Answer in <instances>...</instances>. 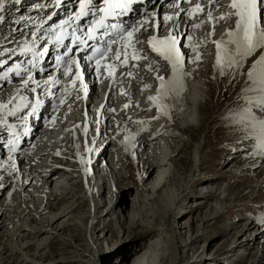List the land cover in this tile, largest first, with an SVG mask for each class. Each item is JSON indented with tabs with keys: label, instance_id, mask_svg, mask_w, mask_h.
I'll list each match as a JSON object with an SVG mask.
<instances>
[{
	"label": "bare ground",
	"instance_id": "1",
	"mask_svg": "<svg viewBox=\"0 0 264 264\" xmlns=\"http://www.w3.org/2000/svg\"><path fill=\"white\" fill-rule=\"evenodd\" d=\"M176 2L163 5L161 0H156L155 6L148 2L147 9L135 11V18L126 21L124 27L129 30L131 27L143 25L134 33V47L140 50L141 54L146 55L147 60H132L131 47L128 48L127 65L114 60L116 49L123 48L122 43L118 41L112 46V51L102 62L101 71L98 73L95 70V63L89 57L79 53L74 58L81 61V73L77 80V90H73L71 81L76 78L75 73L71 69L70 77L63 78L60 75L62 71L60 56L53 57L51 52L54 48L49 46V41L45 40L43 44L49 48L48 53L35 58L37 40L33 42L32 37L23 39V32L18 26L8 30L13 18H18L23 9L29 8L27 1L24 0L23 6L19 8L15 4L19 3V0L6 1L8 4L6 14H9L11 19L6 22L8 20L6 17V21L0 25V45L2 48L20 47L22 53L10 57V60L0 66V102L8 104L6 109L0 110V120L3 121L0 122V145H4L3 148H5L6 142H9L7 149H2L0 152V194L5 193L8 201L0 204V235H5L8 237L7 240H12L18 250L31 249L30 245L24 244L25 238L35 241L40 252L41 248L49 247L57 236L63 237L76 218L84 224L86 219L79 216L75 203L79 199L88 198L90 209L94 212L93 217L91 214L89 239L82 243L84 239L78 237L74 243H66L70 245L69 249L73 253L84 258L83 262L87 264H108V262L110 264H165L169 256L168 253L162 252L167 247L166 237L163 234L153 237L144 247H142L144 244L137 243L124 255L108 261H102L101 257L96 259L94 255L90 260H87V257L91 246H94L96 254L100 255L97 249L101 241L98 230L105 231L110 227L109 232L113 233L116 229L127 232L141 227L143 233H152L150 237L161 233V230L156 229L157 225L154 221L165 204L175 214L179 213L176 224L190 219L186 226L178 228L180 231L186 228L191 229L197 223V220H191L195 212L210 213L207 220L212 223L221 216L217 213L218 207L224 206L222 204L228 201L227 196L236 189L231 182L225 187L223 184L209 187L207 186L209 183H218V180L225 177L236 179L240 176L253 175L255 178L252 176V184L256 179H260V183L264 185V156H255V152L251 151L256 143L251 137L238 136V139L226 140L224 143V156L220 158L222 161H219L220 167H217L218 174L221 175L218 179L205 175L206 166L203 164L206 142H196L194 170L199 171L203 176L202 192L194 193L195 195L191 198L195 199L193 204L187 206L183 204L185 200L182 203V199L179 200V195L176 194L178 186L172 182L177 173L176 163L181 162L180 155L187 147L186 139H196V135L191 134L190 131L197 132L202 129L201 100L205 91L209 89V82L203 76L209 74L211 70H214L216 74L221 71L217 66V48L214 42L229 39L227 33L229 29L234 28L235 20L233 17L216 22L214 35L210 36L213 23L207 18L209 0H202L204 12L194 13L191 20L187 13H181L176 20L179 27L174 35L180 39L178 47L185 54L182 83L178 91L158 95L160 81L156 79V72L149 70L148 65L154 60L160 61V58L148 48V41L155 34L153 24L158 20L162 25L160 35L164 37L168 34L172 21L164 22L162 17L176 14L178 11L174 6ZM197 2L198 0H190L189 3L181 2L179 7L191 10ZM31 3L35 4V2ZM229 4L230 0H219L218 6L213 9V15L219 17L227 13L230 10ZM159 5L160 8H158ZM10 6L11 8L13 6L12 12L8 11ZM58 13L59 11L46 9L41 17L45 22H50L60 17L57 16ZM201 21L203 23L198 29L189 26L190 23L194 25ZM261 22L264 23L262 18ZM6 35L8 37H5ZM187 35L192 37L191 41L184 38ZM189 44L193 47H188ZM43 46L40 44L38 50H42ZM229 48L234 49V45H229ZM258 50L259 48L244 60L239 72L242 73L248 66H250L249 71L252 70L253 64L264 54L263 48V53L255 58ZM1 52L2 50H0V59L4 58ZM197 54L200 56L199 60L195 59ZM123 58L121 55V60ZM13 60L21 62V66L12 67ZM160 62L165 66L160 69L159 74L167 80L172 75L171 68L166 62ZM105 63H115V68L111 70L112 76H109L108 71L103 68ZM133 64L137 67H133ZM25 68L30 69L34 75V80L27 90L20 88L22 78L15 74L16 71H23ZM229 71H235L236 74L238 68H227L226 73ZM129 72L132 73L131 76L127 75ZM54 77L65 80L67 91L70 93L65 95L63 104L59 102L61 98L59 86H50L49 89L43 87L46 80ZM81 81L83 88H80ZM37 83L41 85V88H38L34 94L31 89L36 87ZM250 85L249 81L242 92L247 100L255 98L254 93L249 92ZM48 90L55 95H45L44 92ZM18 92L27 99L23 102L15 99L14 102L8 103L17 97ZM36 95L40 96L38 104L34 100ZM77 95L79 99L76 98ZM150 96L157 98L150 101L148 99ZM22 103H28L29 107L24 108ZM93 103L96 105L94 108H92ZM125 104L129 107L125 108ZM12 111L25 113L26 117L21 120L15 119V116L10 114ZM231 112L226 113L223 120L228 126L236 128L234 132H238L239 129L228 122V120H234ZM136 121L143 123L137 124ZM68 128L74 129L80 147L85 145L88 160L85 168L81 163L79 166L74 161L72 147L65 148L58 143L46 145L48 138L57 139L59 137L57 132ZM85 129H87L86 134ZM3 133L8 134L7 141L4 140ZM64 134L66 135L64 139L70 141L69 135ZM85 135L86 138H90L87 139L89 143L84 141ZM232 144L242 145L243 149L230 157L228 146ZM224 157L227 159L225 160ZM76 159L79 162L78 155ZM131 159L138 166L140 182L136 184L137 189L132 201L128 202L119 199V195L122 181L130 177L128 167H131ZM241 161L244 163L241 164ZM90 164L93 167L92 170L88 169ZM124 170L128 171L127 177L124 175ZM190 174H193L192 171ZM259 175L262 176L258 178ZM249 188L246 189L248 190L246 195H251L253 192L252 187ZM237 195H240V191ZM212 198L215 200L210 203ZM176 200H178L177 203ZM251 201L254 202V200ZM257 206L255 209L264 210V203ZM105 221H108V225L100 226ZM203 225L205 229L209 223ZM232 225L229 235L235 240L227 249L228 253L238 250V252L241 251V258H244L246 254L253 256L252 264H264V219L256 220L250 216H241ZM72 226L79 229L76 224ZM180 231L175 232L176 237L184 235V232ZM7 248L3 247L4 258L10 260L13 254ZM213 259L206 264H217ZM56 263L68 264L62 259L57 260ZM240 263L242 262L239 261L238 264ZM73 264L82 263L76 261Z\"/></svg>",
	"mask_w": 264,
	"mask_h": 264
},
{
	"label": "rangeland",
	"instance_id": "2",
	"mask_svg": "<svg viewBox=\"0 0 264 264\" xmlns=\"http://www.w3.org/2000/svg\"><path fill=\"white\" fill-rule=\"evenodd\" d=\"M12 8L10 6L8 11L12 12ZM6 17L8 18L7 21ZM2 18L3 17L0 15V20ZM10 19L11 17H9V14H6L3 21H0V25L5 21L8 22ZM9 34H11V32H9ZM244 70L242 73L239 72L235 74V71H229L228 73H223L222 75L220 72L219 74H216L214 70H211L208 72L209 74L205 75L206 77L203 76V78L209 82V89L208 91H205L201 100V103L204 99L206 100V104L202 105L201 108L202 114L200 118L202 121V129L197 132L194 130L190 131L191 134L196 135V139H186L187 147L183 149L184 151H182L180 155L181 162L177 161L176 163L177 173L175 175V180H172V182H175L178 186V192H176V194L179 195V200L182 199V203L184 202L183 200H185L183 204L186 206L193 204L195 199L192 200V196L195 195L194 193L196 192H202V188L204 186V183L201 182L203 176L200 175L199 171L195 172L194 170L196 142H206V145L204 144L205 162L203 164L206 166L205 175L209 176V178L218 179L221 177V175L218 174L219 172L217 167H220V158L224 156L223 147L225 141L236 140L239 138H229L234 137L230 133H233L236 128L233 126H228L224 120L221 121L220 118H223V116L228 112L242 110L247 107L248 100L242 94V92L243 89L249 84L250 80L248 79V74L245 76ZM10 71L12 72V70ZM215 78H218L219 81L216 80L214 83ZM227 79H230L229 85H227ZM214 117H217L218 119H213ZM220 132H222V136L220 135ZM243 132L249 133L247 129H245ZM236 133L238 132H234V134ZM226 134H229V136ZM226 159L227 158H225V160ZM243 163L244 161H241V164ZM137 167L138 166L131 159V167H128V169H130V177H127L128 171L124 170V175L127 178L122 181L119 199L126 200L128 202L132 201L137 189L136 184L140 182ZM191 171L193 173L192 175L190 174ZM227 174L229 175L231 173ZM252 176L253 175L250 177L240 176L236 179H230L228 177L222 178H228L229 183L231 182V185H233L236 190L233 192L234 194L232 193L227 196L228 201L222 204L224 206L218 207L217 213L221 214V216L212 223H210V220H207V216H210V213L205 211L202 213L195 212L192 215L191 220L193 221V219H195L197 220V223L191 229L186 228L181 229L182 231H180L178 228L180 226H186V224L190 222V219H187L186 221L182 220L180 223L176 224L179 213L175 214L174 211H171V208H167L165 204L164 207H162L161 212L157 215V219L154 221L155 225H157L156 229L161 230V233H156L154 236L150 237L152 233H143L141 227L127 232L125 230L121 231L116 229L113 230V233L109 232L110 227L106 228L105 231L98 230V236L100 235L99 237H101V241L98 243L97 249L99 250L100 255L98 256L96 254V248L91 246L87 260H90V258H92L94 255L96 259L101 257L102 261H108L109 259L124 255L128 249L133 248L137 243L144 244L142 246L144 247L149 243L150 240L153 239V237L155 238L163 234L166 237L167 247H165L166 250L162 252L168 253L169 256V258H166L167 261L165 264H206L207 261L212 258H214L213 260H215L217 264H231L227 263L229 261L233 262L232 264H238L239 261L242 262L240 264H252L254 258L250 254H246L244 258H241V251L238 252V250H234L231 253H228L227 251L229 246H231L232 242L235 240L234 237L230 238L229 235L232 230V223L238 221L239 217L241 216H250L256 220L264 219V210L250 209L245 206L246 204L242 205L240 203L242 201L245 203H248L249 201L250 203H253L251 200L257 202V205L264 203V185L260 183V179H256L253 181L255 183L252 184ZM261 176L262 175H259L258 178ZM253 178H255V176H253ZM249 187H252L251 190L253 192L251 195H246L248 193V190L246 189ZM238 191H240V195H237ZM257 199L260 200L256 201ZM214 200L215 198H212L210 203ZM247 200L249 201L246 202ZM177 201L178 200H176V203ZM7 202L6 194H0V204ZM239 203L241 204L240 206L230 208ZM75 205L78 208L79 216L85 217V223L83 224V221L80 222V219L76 218L74 222L70 224L68 231L63 237L57 236V238L52 241L49 247L41 248L40 252L38 244H36V242L32 239L27 240L24 238V244L26 246L30 245L31 249L28 251L22 250V252L16 248V245L12 240H7V236L0 235V264H57L56 261L59 259L67 261L68 264H73L76 261L81 262L82 264H87L83 262L84 258L73 253L72 250L69 249L70 245H67L66 243H74L78 237H82L84 239L82 240V243L87 242L89 239L88 234L92 221L91 218L94 216V212H92L90 209V201L88 198L77 200ZM214 205L216 206V204ZM224 211H226L225 214H223ZM231 211H233L235 213L234 215H237L238 217L234 218L230 215H226L227 213L230 214ZM237 211L242 212L238 213ZM245 213L250 214L247 215ZM239 214L241 215L239 216ZM251 214L257 217L252 216ZM204 223H209L205 229L203 225ZM73 224L79 226V229H75L72 226ZM106 225H108V221H105V223H102L100 226ZM200 227L201 230H199ZM176 231L184 232V235L181 237H176ZM3 247H8L7 249L13 254L12 259L9 260L4 258L5 256ZM223 261L226 263H222ZM108 264H110V262H108Z\"/></svg>",
	"mask_w": 264,
	"mask_h": 264
},
{
	"label": "snow or ice",
	"instance_id": "3",
	"mask_svg": "<svg viewBox=\"0 0 264 264\" xmlns=\"http://www.w3.org/2000/svg\"><path fill=\"white\" fill-rule=\"evenodd\" d=\"M94 2L95 0H79V12L73 17H70L69 20L65 21L63 24L59 25V30L54 29L52 33V43L65 48V51L59 57L62 67L60 75L63 78H68L72 75V66L75 65L76 67V78L71 81V87L73 90H77V80L79 79L80 70L79 61L74 57L78 56L80 51H83V49H79L78 47L81 43L87 46L89 45V41L95 40L98 43L99 41L104 42L103 46H90L93 55L90 56L89 59L94 60L96 66L95 70L98 73L101 71L102 61H105L108 58L109 53L112 51V46L117 44L118 41L122 43L123 48L116 49L114 60L120 61L122 65H127L129 62L128 48L130 47L132 48V60L139 61L141 59H148L146 55L141 54L140 50L135 49L134 47V33L143 25L137 27L130 26L131 30H129L123 25L109 23L110 18L125 15L129 10L130 5L134 3V0H102L104 7L95 9L93 20L90 26L84 31L83 35H77L76 30H72L71 32L67 30L71 28L73 20L89 15ZM181 2L189 3L190 0H177L174 5L178 9L176 14L174 16L164 15L162 17L164 22L172 21V24L169 26L168 34L163 38H160L158 35H154L148 41L151 46V51L158 55L160 61L166 62L167 65L170 66L172 73L171 77L166 80L164 76L159 74L160 69L165 66L164 63L154 60L152 64L148 65L149 70H154L156 72V79L160 81L158 95L161 93L163 95H167L169 91H178L184 75L183 68L185 54L179 50L178 45L180 41L178 40L177 35H174L179 27L176 24V20L179 19L181 13H187L189 19L191 20L194 17V13H202L205 10L202 6V0H198L195 7L191 10L180 8L179 5ZM218 4L219 0H209L208 3L209 10L207 18L209 22L213 23V31L209 33L210 36L214 35L216 22L232 19L233 17L235 18L234 28L229 29L227 33L229 39L227 41L214 42L217 48V66L220 67V74L222 75L225 67H238L243 60L251 56L258 48H264V23H262L260 19L261 5H264V0H230V10L219 17H215L213 15V9L218 6ZM202 23L203 21L194 25L190 23L189 26L198 29L201 27ZM161 26L162 25L158 20L155 27L157 33L159 32ZM110 30L116 31L113 33ZM105 36H108L109 39L104 40ZM32 38L33 42L37 39H42V37L37 36L36 33H32ZM184 38L189 41L192 39L190 35H187ZM66 39H70L72 46L65 44ZM229 45H234V49L229 48ZM73 46L77 47L78 50L76 52L73 51ZM188 47L191 48L193 46L189 44ZM27 51H32V49H27ZM48 51V47H44L42 50H37L35 52V58L45 56ZM121 55L124 57L122 60ZM195 59H200L199 54H197ZM153 64H155V69H153ZM115 66V63L103 64V68L108 71L109 76L113 75L111 70L115 68ZM133 67H137V65L133 64ZM15 74L22 78L20 88L27 90L29 85L34 80L33 73L30 69L25 68L23 71H16ZM127 75L131 76L132 73L129 72ZM248 79L251 81L249 91L255 92L257 95L255 98H249L247 107L242 109L245 113L246 119L241 122L248 130L250 137L256 142L258 151L264 152V116L259 115L261 111H264V54H262L253 64L252 70L248 72ZM50 86H59L58 90L60 91L61 97L59 102L63 104L65 95L70 94L67 91L65 80H62L60 77H54L46 80L43 86L44 89H49ZM38 88H41L39 83H37L36 87H33L31 90L35 94ZM80 88H83L82 81L80 82ZM44 94L55 95V93L50 90L45 91ZM76 98L79 99V96L77 95ZM156 98L157 97L150 96L148 99L152 101ZM15 99H20L21 102H23L27 99V97L18 92L17 97H14L13 100L8 103L14 102ZM34 100L35 103L38 104L40 102V96L36 95ZM22 106L24 108H28L29 104L22 103ZM7 107V103L0 102V110L6 109ZM124 107L127 108L129 105L125 104ZM10 114L15 116L16 111H12ZM0 122L3 121L0 120ZM136 123L140 124L143 122L136 121ZM86 133L87 129H85V134ZM89 151H92V149H89ZM57 155H59V152H57ZM13 167H15V165H13Z\"/></svg>",
	"mask_w": 264,
	"mask_h": 264
}]
</instances>
